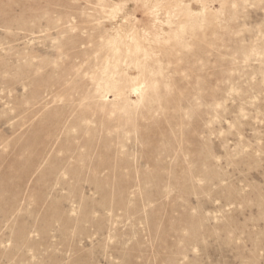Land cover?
I'll return each instance as SVG.
<instances>
[{
  "label": "rangeland",
  "instance_id": "obj_1",
  "mask_svg": "<svg viewBox=\"0 0 264 264\" xmlns=\"http://www.w3.org/2000/svg\"><path fill=\"white\" fill-rule=\"evenodd\" d=\"M0 264H264V0H0Z\"/></svg>",
  "mask_w": 264,
  "mask_h": 264
},
{
  "label": "bare ground",
  "instance_id": "obj_2",
  "mask_svg": "<svg viewBox=\"0 0 264 264\" xmlns=\"http://www.w3.org/2000/svg\"><path fill=\"white\" fill-rule=\"evenodd\" d=\"M136 89H138V87Z\"/></svg>",
  "mask_w": 264,
  "mask_h": 264
}]
</instances>
